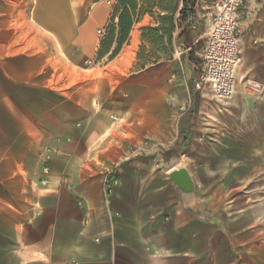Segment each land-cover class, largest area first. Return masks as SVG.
Listing matches in <instances>:
<instances>
[{
	"label": "crops",
	"instance_id": "0c3cea01",
	"mask_svg": "<svg viewBox=\"0 0 264 264\" xmlns=\"http://www.w3.org/2000/svg\"><path fill=\"white\" fill-rule=\"evenodd\" d=\"M118 4L0 0V264H264V0L238 13L227 106L194 89L193 63L99 59ZM148 26L138 14L130 48ZM144 137L197 155L193 204L169 178L174 154L128 152Z\"/></svg>",
	"mask_w": 264,
	"mask_h": 264
},
{
	"label": "built area",
	"instance_id": "2783aa9c",
	"mask_svg": "<svg viewBox=\"0 0 264 264\" xmlns=\"http://www.w3.org/2000/svg\"><path fill=\"white\" fill-rule=\"evenodd\" d=\"M196 4H210L213 20L209 34L199 54V64L194 66L193 87L196 90L209 88L216 101L221 105H229L236 96L237 75L243 64V50L240 43L238 13L247 0H194ZM203 7V6H202ZM192 21L189 18L188 23ZM103 35L102 31L98 32ZM178 56L181 52L176 51ZM88 66L94 62L88 61ZM190 102H186L181 110L188 111ZM155 147L164 146L155 143ZM120 184L112 174L106 178L105 194L112 195ZM97 243L98 239L95 240ZM68 264H80L71 260Z\"/></svg>",
	"mask_w": 264,
	"mask_h": 264
},
{
	"label": "trees",
	"instance_id": "16d2710c",
	"mask_svg": "<svg viewBox=\"0 0 264 264\" xmlns=\"http://www.w3.org/2000/svg\"><path fill=\"white\" fill-rule=\"evenodd\" d=\"M119 0L118 7L108 28V33L102 41L98 58L109 55V59L116 57L124 45L130 40L138 14H149L154 17L157 26L144 27L142 29V52L138 56L141 63L139 70H145L149 65L158 64L163 59L161 56L170 58L173 49L176 32V14L180 12L183 21L187 22L193 11L194 0ZM181 9H179V5ZM159 9L156 15L154 9ZM118 19L117 25L114 24ZM151 48V54H147V48ZM162 53V54H161Z\"/></svg>",
	"mask_w": 264,
	"mask_h": 264
},
{
	"label": "rangeland",
	"instance_id": "374dc122",
	"mask_svg": "<svg viewBox=\"0 0 264 264\" xmlns=\"http://www.w3.org/2000/svg\"><path fill=\"white\" fill-rule=\"evenodd\" d=\"M182 4L179 5V9H181ZM207 5L208 10L203 11L202 6L205 7ZM193 11L190 15V18L192 21L190 23L183 21L181 18L180 12L176 14L175 20H176V39L174 41L173 49L170 54V58L167 59L166 56H161L163 59L158 64H152L149 65L145 70H139V67L141 66V63L138 61V56L142 52V39L140 44L136 47L133 46L130 48V40L129 42L124 45L125 51L123 54L125 55V62L128 64H132L131 72L138 73V72H145L148 69L152 68H158L159 65H161L160 68H164L169 75H173V70H176V67L178 66L179 70L180 68H184L188 63H193L194 65L199 64V54L205 44V41L209 34V28L213 20V13L214 11L211 10L210 4H203L198 3L194 1L193 5ZM159 9H154V12L156 15L159 14ZM203 12L207 13V16H203ZM151 16V15H150ZM154 19V17H153ZM199 19L203 21H199ZM122 48V49H123ZM122 51V50H121ZM120 51V52H121ZM176 51L181 52V56H178L176 54ZM147 54H151V48H147ZM162 54V53H161ZM187 101H184V104ZM170 102L172 100L170 99ZM129 134V133H128ZM129 138V135H128ZM155 143H161L164 144V146L155 147ZM128 144H134L133 142L130 143L128 141ZM137 152L138 156L143 157H153L158 154H162L165 156L170 157L171 154H174V164L173 166L175 168L181 166L186 167L191 174L198 175L199 171V158L196 156H191L184 158L183 153L185 152L182 148H173L170 144L166 142H159L151 137H144V140L142 144H137L136 147H128V152ZM197 189V186H196ZM196 197H197V191H196Z\"/></svg>",
	"mask_w": 264,
	"mask_h": 264
},
{
	"label": "water",
	"instance_id": "95a60500",
	"mask_svg": "<svg viewBox=\"0 0 264 264\" xmlns=\"http://www.w3.org/2000/svg\"><path fill=\"white\" fill-rule=\"evenodd\" d=\"M169 178L177 186L181 193L182 201L185 205H190L195 202L196 198V183L186 167L173 170L169 174Z\"/></svg>",
	"mask_w": 264,
	"mask_h": 264
},
{
	"label": "bare ground",
	"instance_id": "6f19581e",
	"mask_svg": "<svg viewBox=\"0 0 264 264\" xmlns=\"http://www.w3.org/2000/svg\"><path fill=\"white\" fill-rule=\"evenodd\" d=\"M192 175V174H191Z\"/></svg>",
	"mask_w": 264,
	"mask_h": 264
}]
</instances>
